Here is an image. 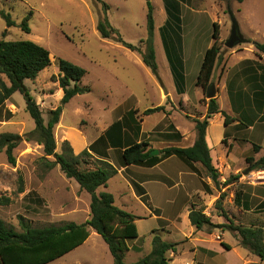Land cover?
Wrapping results in <instances>:
<instances>
[{
  "label": "rangeland",
  "instance_id": "rangeland-1",
  "mask_svg": "<svg viewBox=\"0 0 264 264\" xmlns=\"http://www.w3.org/2000/svg\"><path fill=\"white\" fill-rule=\"evenodd\" d=\"M103 2L110 6L107 16L111 25L119 30L125 41L141 46L145 52V44H141V41L148 38L147 1L103 0ZM151 3L154 7L155 23L159 29L166 19L167 4L165 0H151ZM179 4V17H176L177 13H172L170 9L169 12L174 21L178 20L175 37L179 39L178 45L182 53L181 67L174 59L171 44L165 35L166 29L162 31L166 50L173 64L172 77L162 42L160 43L158 39L156 43L157 76L143 63L141 53L131 51L113 40L101 37L98 24L105 16V9L98 0H0V40L34 41L51 53V66L42 71L35 80L25 81L31 95L40 105L46 122L50 110L60 105L64 95L57 81L58 59L69 60L88 72L82 83L89 86L91 92L78 95L66 104L60 123L54 129L57 152L63 153L65 149L71 148L75 155H80L103 136L113 123L125 117L131 107L138 110L135 117L139 118L143 127L139 141L148 142L159 151L170 145L187 147L192 144L191 138L197 132L194 120L204 119L207 113L209 99L206 94L204 93L199 106L190 107L183 106L178 100L166 101L163 97L166 91L170 92L177 86L173 80L174 77H178L180 70L184 74L183 84L188 94L193 96L198 93L196 74L199 63L203 61L202 59L200 62L197 61V57L201 52L202 43L207 44L208 40L213 38V25L210 23L207 28L206 22L202 24L199 23L200 21L195 22L190 19L191 12L205 10L210 15H219L220 18L223 15L226 24L224 35L229 39L233 19L245 30L251 26L264 30V0H250L246 6L242 7H238L239 3L235 0L219 4L217 0H192L189 3L182 1ZM217 4L221 6V12ZM215 9L219 11L218 15ZM236 9L243 11L237 16L231 14V11ZM224 11H228L227 14H224ZM31 12L32 16L28 22L31 32L27 33L21 25ZM6 16H10L16 25L8 27ZM203 17L205 18L206 15ZM4 32H6L5 36ZM247 33H250V30ZM258 39L263 42L262 38L258 37ZM223 43L222 53L224 54L235 51L240 46L229 49ZM247 48L253 49L251 45ZM173 94L175 95L174 92ZM219 104L222 109H227L226 96H220ZM161 105L166 106L171 113L170 116L160 112L150 116L143 115L146 110ZM164 115L166 118L162 119ZM171 124L177 127L178 131L187 134L184 135L182 142L170 144L162 137L164 133L172 132L169 128ZM35 128V121L26 111L23 95L16 93L0 110V135L13 133L25 136ZM212 129L213 132H217L220 129V123L217 122ZM246 152L250 151L242 146L236 152L235 162L226 163L224 172H220L221 184L218 188L211 180L215 193L206 198V203L199 195H196L195 189L186 186L183 175L177 172L180 166L188 169L182 160L180 165L166 167V170H173L169 175L170 180L175 184L173 187L169 186L172 185L169 179H164L169 185L153 179L152 174L162 169L154 170L150 174L145 169L147 167L133 166L130 170L122 172L123 176L116 175L111 178L108 190L101 187L98 192L112 193L118 207L138 216H145L137 224L145 247L152 245L151 238L154 230H159V235L165 241L185 240L190 230L185 214L187 208L194 203L199 204V208H203L202 210L214 224L227 225L229 221H232L235 225H263L264 214L258 215L257 213L263 212H258L256 207L264 201V179L259 178L260 171H251L249 165L243 160L242 156ZM109 154V161L121 169L119 167L120 152L112 149ZM248 154L246 153L247 156ZM214 155L216 158L223 157L222 154L219 155L218 149L214 151ZM261 155L260 152L255 157L259 159ZM14 156L16 163L12 164L5 149L0 153V197L10 199L9 204L0 206V217L8 227L21 231V217L34 227L60 225L71 221L82 223L90 217V194L81 190L74 179L67 178L59 165L47 169L43 146L35 139L26 140L24 138L14 150ZM48 159L54 160L52 157ZM100 165L102 163L94 155L82 157L79 167L82 170H91ZM198 167L200 178L209 180L203 166L198 164ZM218 169L220 171L222 168ZM246 171L249 172L245 174ZM144 172L147 175L145 180H149L146 187L151 204L162 208L165 218L169 220V226L163 225L167 228L166 231H161L159 221L150 217L153 214L152 210L134 192V189L137 190L136 185L141 186L134 181L143 177L144 175L140 173ZM236 173L241 175L240 179L234 180L228 186L224 185L226 180L237 176ZM21 186H23V192H21ZM142 188L145 190L144 187ZM204 188L206 187L202 185L203 191ZM222 194L224 198L220 206H217V200ZM237 194H240V204L236 201ZM170 201L176 202L174 209L168 204ZM244 203H248V208L254 212H247L243 207ZM177 213H181V221H177ZM205 229L213 230L208 226ZM218 232L223 242L225 238L230 242L231 249L238 245L236 240L240 245V238L236 232L226 231L225 228H218ZM224 232H226L225 238L222 235ZM235 249L242 251L238 247ZM237 254L233 251H226L225 255L220 257L222 260L230 261L234 260ZM108 259L113 261L108 245L100 235L91 231V236L85 244L50 264H110ZM131 260H134V257L128 258L129 262Z\"/></svg>",
  "mask_w": 264,
  "mask_h": 264
},
{
  "label": "trees",
  "instance_id": "trees-1",
  "mask_svg": "<svg viewBox=\"0 0 264 264\" xmlns=\"http://www.w3.org/2000/svg\"><path fill=\"white\" fill-rule=\"evenodd\" d=\"M146 1L148 7V38L141 41V44H145V52L141 46L125 41L119 30L111 25L107 16V10L110 9V6L104 3L103 0H98L105 9V16L100 19L98 24V31L103 39L113 40L131 51L141 53L143 63L158 76V63L154 46V7L151 0ZM217 1L226 2L228 0ZM235 1L242 3L245 0ZM165 3L167 4V10H169V0H165ZM31 16L32 12L21 25L22 29L27 33L31 32L28 24ZM6 19L8 27L16 25L10 16H6ZM3 35L5 36L6 32ZM213 40V45L205 53L196 83L197 87L201 88L205 94L212 85L213 73L222 59V42H220V25L218 23L213 24ZM247 42L252 43V41ZM253 44L259 54L261 56L264 55V43L253 42ZM51 64L50 51L34 41L0 40V110L13 95L21 93L26 102V111L36 124L35 130L25 136L13 133L1 134L0 153L5 149L9 161L15 164L14 150L24 138L26 140L35 139L43 146L47 169H52L59 165L67 178L74 179L81 190L90 194V217L82 223L71 221L44 227H34L21 217V231L8 227L0 217V264H50L85 244L91 236L92 230L100 235L108 245L114 264H128L125 261V257L130 251V243L139 239L136 222L141 218L118 207L115 196L112 193L107 191L98 192L101 187L107 188L108 182L119 172V168L109 161L110 150L113 149L120 152L119 167L141 166L152 168L164 160L176 156L187 165L188 169L200 176L198 164H201L206 170L208 177L218 188L221 184L219 181L220 171L214 164L211 155V148L208 144V128L210 120L217 114H221L224 117L226 126H229L235 119L221 110L218 98L210 99L207 102V113L204 119L196 118L194 120L197 138L192 146L170 145L161 149L158 156H152L151 151L154 148L150 143L139 141V137L142 135V125L139 118L135 117L138 114V110H131L125 117L113 123L103 136L80 155H75L71 148L59 153L57 152L54 129L60 123L64 106L74 97L91 92V88L82 83L88 73L86 69L69 60L58 59L59 75L57 81L64 95L60 105L56 109L50 110L49 118L46 122L40 105L31 95V91L25 81L35 80ZM174 78L179 93H182L184 75L179 74L177 78ZM261 82L258 87L264 91V78H262ZM260 95L263 97L260 93L256 94L257 97H260ZM159 112H164L166 116L171 115L165 105L148 109L143 115L150 116ZM252 122L254 121L251 120V122L248 121L246 123L241 120V123L246 126H250ZM169 128L172 132L162 135L165 141L171 143L182 142L184 139L182 133L173 124ZM131 133L132 136H130ZM224 143H226V139ZM262 149L261 145L253 144L252 155L246 157V163L251 171L264 170V155L259 159L255 157ZM94 155L97 156L102 165L91 170L80 169L81 158ZM48 157H52L54 160L51 161ZM240 177V174L233 176L226 180L224 185L228 186L234 180H239ZM203 183L206 190L210 192V187L205 182ZM136 187L142 201L149 203V197L145 190L139 185H136ZM21 192H23V186H21ZM223 198L222 194L217 200V206H220ZM236 201L240 204V194H237ZM9 202V198L0 197V206L7 205ZM202 209L196 207L191 209L189 220L193 226L198 230L208 226L211 229L225 228L226 231L236 232L240 238L241 245L264 261V224L243 226L235 225L232 221H229L227 225H218L214 224ZM256 210L264 213V201L256 207ZM152 234L151 252L131 264H171L168 253L171 251L176 253L179 243L164 241L160 235L156 234V231H153ZM223 245L226 249L231 250L229 245Z\"/></svg>",
  "mask_w": 264,
  "mask_h": 264
},
{
  "label": "crops",
  "instance_id": "crops-1",
  "mask_svg": "<svg viewBox=\"0 0 264 264\" xmlns=\"http://www.w3.org/2000/svg\"><path fill=\"white\" fill-rule=\"evenodd\" d=\"M182 1H187L189 3L192 0H170L169 1L170 11H172V13H177L176 17L180 16V10L178 11V7L180 5L179 2H182ZM249 1L250 0H245L242 3L238 2L239 3L238 7L246 6V4ZM219 3H223V2H218V4ZM218 6H219L218 10L220 11L221 6L220 5ZM198 9H201V8H198ZM215 10L217 12L216 15H218L219 11L217 9ZM242 11L236 9L233 12L231 11V14L237 16V15H240ZM227 12L228 11H224V14H227ZM165 13H166V19L164 20L163 24L160 25L159 29H157V26L155 23L154 46H155L156 59H157V54H158V51L156 48L157 39L160 41V43L162 42L165 56L168 60L169 68L171 70V74L173 77V64H171V60L169 58L170 56L167 53L162 31L163 29L164 30L166 29L165 35L171 44V48L174 53V59L176 60V64L181 67L183 64L182 53L180 52L181 50L178 45L179 39L175 37V33H176L175 30L177 29L176 22L178 20L174 21V18L171 17L170 12L169 10H167V8H165ZM204 15H206L205 18L203 17ZM247 15L249 18V13ZM200 18L202 19L200 20ZM190 19L195 20V22L200 21L199 23L201 24L206 22L207 28L210 23H212V25L214 23H218L220 25V42L225 43L226 40L228 39L224 35L226 24L224 22L223 15L220 18L219 15L218 16H215L213 14L210 15L205 10H201V11L197 10V11L191 12ZM239 29L241 31V34L245 38V40L252 41V43L246 42V43L241 44L238 47V49L235 51H231L226 54L222 53V59L217 64L215 71L213 73V77H212V84H215L216 89H217L216 98H218V102H219L221 95L226 96L227 109H222L220 106L221 110L226 112L229 116L235 119V121L232 122L229 126L225 125V119L221 114L215 115L210 120V125L208 128V144H209V147L211 148V155L213 157L214 164L216 165L217 168L219 167L222 168L220 172H224L226 163H228L229 161L235 162V160L237 159L236 152L239 148L241 149L242 146H244V148H247L248 151H250V152H246V153H249L248 155H250L251 153H253L252 152L253 144L261 145L263 147V149L261 150V153H262L261 157L264 155V142H263L264 141V91L260 90L258 87V85L262 83L261 82L262 78H264V55L261 56L253 44V42L264 43V30L256 28L255 26L254 27L251 26L245 30L241 27L240 23H239ZM249 30H250V33H247ZM212 37H213V31H212ZM258 37H260V39L262 38L263 42H261L258 39ZM213 43H214L213 38L209 39L207 44L202 43L201 52L198 54L197 61L200 62L201 59L202 61L204 60L206 51L213 45ZM248 45H251L253 49L249 50L247 48ZM173 49L175 50V52ZM201 63L203 62L199 63V68L197 69V74H196L197 76L202 66ZM186 64H187V61H186ZM195 65L197 64L195 63ZM178 73L180 75L183 74L181 70L178 71ZM173 81L175 82V78ZM164 88L167 89L166 86ZM182 91H183L182 93H179L177 86H175L174 89H172V91L170 92L166 91L163 94V97L165 98L166 101L171 100L172 102H175V100H178L179 103L181 102L183 106L185 107H190L192 105L193 106L200 105V101L204 95V92L201 88L198 87V93L193 96L188 94L187 88L185 87L182 88ZM173 92L175 93V95L173 94ZM259 93L262 94L263 97L261 95L260 97H257L256 94H259ZM231 94H232V98H231ZM131 109L136 110V108L131 107L129 111H131ZM160 113H164V112H160ZM165 118L166 116L164 115L162 119H165ZM241 120H244L246 123L248 121L251 122V120H253L254 122H252L250 126H246L241 123ZM217 122L220 123V129L217 132H213L212 128L215 126ZM194 124H195V121H194ZM142 130H143V127H142ZM182 135L186 136L187 134L182 133ZM196 138H197V132H196V135L194 134L193 137L191 138L192 144L190 146L194 144ZM225 139H226V143H224ZM169 143L172 144L171 142ZM216 149H218L219 155L222 154L223 156L222 158L215 157L214 151ZM246 153L243 154L242 156L243 160L245 161L247 157ZM180 162L182 163V161L178 157L172 156L164 160L160 164L156 165L155 167L145 168V169L149 171L150 174H152L153 173L152 171L154 170L162 169L160 172L152 174L154 175L153 179H156V181L162 182L167 185L169 184L164 179H169V181H171L170 184H172L169 186L173 187L175 184H173V181L170 180L169 178V175L173 170H166V167L168 165L170 166L173 165L175 167L177 165H180L179 164ZM131 167H128V168L121 167L117 175L123 176L122 172H125L126 170H130ZM177 172H180V174L183 175L186 186H188L189 188L195 189L196 195H199L203 202L206 203L205 201L206 198L213 195V193H215L213 189L214 187L212 186L211 179L209 177H208L209 180H203L195 172H192L190 169H185L184 167H181V166L178 167ZM140 174H143L144 176L137 178V180L135 179L134 183L136 182L137 184H140L142 187L145 188L146 193L149 197V201H148L149 203H144L140 195L137 193V190L134 189L133 185H132V188L134 189L136 196L147 207H149L152 210L153 214H151L150 217H154L156 218V220L159 221L161 231H166L167 228L163 227V225L165 224L169 226V220L165 218V212L162 208L153 206L151 204L150 195L148 194V189L146 187L149 180H145V177L147 176L145 172L140 173ZM153 179H150V180H153ZM203 182H205L210 187V192H208L206 188H204V191L201 189L202 185H204ZM106 190H108V187L106 188ZM168 204L171 205L174 209L176 202L170 201L168 202ZM247 205L248 203L243 204V207L245 208V210H247V212H254V211H250L251 208H248ZM193 207L199 208V204L194 203V204H191V206L187 208L185 216L188 220L190 230L187 236L185 237V240L181 242H170V243H179V245L177 246L176 253L172 251L168 253V257L169 259H171V264H264V261H262L258 256L254 255L248 249L244 248L241 245V242L239 245V241L237 240L236 242L238 245H236V247L242 249V251H238L237 249H235L236 247L231 250L226 249L223 244H227L231 247L230 242L225 238L226 232L222 234L225 238L224 242H218L214 239V236L219 233L218 229L206 230L204 228L202 230H198L195 226H193L189 220V214ZM257 214L261 215L264 213H257ZM138 217L140 218L142 217L141 219H144L145 216L144 217L138 216ZM176 218H177V221H181L182 220L181 213H177ZM139 220H137L136 224H138ZM154 231H156V234L159 235V230H154ZM152 240H153V236L151 238V244H152ZM151 250H152V245L150 247L149 246L145 247L142 242L141 236L139 234V239L130 243V251L127 253L125 257V261L128 264L137 262L141 258L148 255L151 252ZM226 251L227 252L233 251L234 253H238V254L234 260H230V261L224 260V259L222 260L220 256L225 255ZM130 257H134V260H131L129 262L128 258ZM112 260L113 261H110L108 259L107 261L110 264L111 262L112 264H114L113 256H112Z\"/></svg>",
  "mask_w": 264,
  "mask_h": 264
},
{
  "label": "water",
  "instance_id": "water-1",
  "mask_svg": "<svg viewBox=\"0 0 264 264\" xmlns=\"http://www.w3.org/2000/svg\"><path fill=\"white\" fill-rule=\"evenodd\" d=\"M247 41L245 40V38L243 37V35L241 34V31L239 29L238 24L236 23L235 19H233V27H232V31H231V36L229 37V39L225 42V46L229 49H233L238 45H241L243 43H246ZM206 96L207 98L210 99H214L217 96V89L215 84H212L210 86V88L207 90L206 92ZM160 154V151L158 149H154L151 151V155L152 156H158ZM249 171H246V173H248Z\"/></svg>",
  "mask_w": 264,
  "mask_h": 264
},
{
  "label": "built area",
  "instance_id": "built-area-1",
  "mask_svg": "<svg viewBox=\"0 0 264 264\" xmlns=\"http://www.w3.org/2000/svg\"><path fill=\"white\" fill-rule=\"evenodd\" d=\"M259 178H262L264 179V170L263 171H260V175H259ZM214 239L218 242H223V239H222V236L221 234H217L214 236Z\"/></svg>",
  "mask_w": 264,
  "mask_h": 264
}]
</instances>
